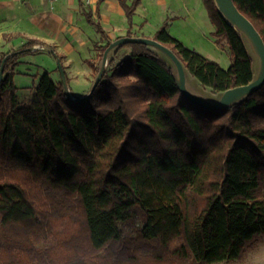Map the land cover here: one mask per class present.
<instances>
[{
  "label": "trees",
  "instance_id": "1",
  "mask_svg": "<svg viewBox=\"0 0 264 264\" xmlns=\"http://www.w3.org/2000/svg\"><path fill=\"white\" fill-rule=\"evenodd\" d=\"M142 1L120 0L127 35ZM204 1L213 35L228 41V68L184 45L167 21L153 38L215 93L249 83L240 33ZM235 3L264 38V0ZM87 16L108 40L103 54L110 38ZM37 44L49 43L26 37L3 55L0 264H216L255 248L264 235V86L241 104L204 108L154 51L129 43L91 97L71 100L45 72L24 105L15 70Z\"/></svg>",
  "mask_w": 264,
  "mask_h": 264
},
{
  "label": "rangeland",
  "instance_id": "2",
  "mask_svg": "<svg viewBox=\"0 0 264 264\" xmlns=\"http://www.w3.org/2000/svg\"><path fill=\"white\" fill-rule=\"evenodd\" d=\"M168 1L170 4H178L180 6L184 3H181V0ZM50 3L53 6L51 17L54 13L64 14V8H66V11L70 13V16L66 18V22L84 31L86 36L84 38L88 39L76 60H71L72 62L68 61L70 63L67 65L70 69L72 79V82H69L71 88L77 94H84L89 90L91 83L98 73L95 67H92L86 60H84V57L91 56L94 64L99 68L103 57L102 47L108 42L107 38L98 31L97 26L92 23L87 16L89 12H92L94 18L97 19L99 17V11L97 10L98 2H96L94 6H91L82 0H53V2ZM187 3L189 6L192 5L196 7L195 11L188 15L184 14L181 17L176 18L168 11H164L160 6H156L155 2L152 0H143V3L139 6L135 19L139 23L143 20H148L146 26L142 30H140V25H137L135 29L132 27V34L153 37V32L156 29H159L161 25L167 21L169 23L168 31L170 34L179 38L187 47L194 49L200 47L203 51H206V49L211 50L213 56L215 55L221 58V63L218 62L223 65V67L227 68L231 63L232 58L227 39L220 38L218 41V43H221L223 40L225 41V44L222 45L224 48L221 46L218 48V44L215 45L211 41H208L207 39L212 35L207 31V27L200 22L203 21L205 16V13H201V0H187ZM112 24H114V31L112 32L113 38L110 40L127 35V32L130 29L125 15L123 18L114 17L112 23H109V25L112 26ZM95 34L99 35L96 36ZM97 39L99 40L96 41ZM87 46L91 48L87 49ZM129 52L130 48H123L119 52L118 58L120 59L121 57L126 56ZM21 57L29 59L31 63L27 65L22 64L16 68L14 81L20 91L18 94L21 104L30 105L36 96V86L40 77L45 72H50L55 81H59L61 76L58 69L57 59L53 53L41 50L23 54ZM72 63L75 64L73 65ZM2 233L3 228L0 221V242L2 241ZM216 264H264V235L259 239L255 248L248 251L242 260L225 261Z\"/></svg>",
  "mask_w": 264,
  "mask_h": 264
},
{
  "label": "crops",
  "instance_id": "3",
  "mask_svg": "<svg viewBox=\"0 0 264 264\" xmlns=\"http://www.w3.org/2000/svg\"><path fill=\"white\" fill-rule=\"evenodd\" d=\"M95 1L93 4H91V6L95 5ZM152 1L155 2L156 6H160L164 11H168L176 18H179L184 14L188 15L195 11L196 8L192 5L189 6L187 0H181V3L184 2L182 6L178 4H170L168 0ZM50 2H53V0H0V65L3 60V55L21 47L26 42V37L40 38L54 46L56 51L62 56L61 59L65 68L67 67L68 63H70L68 61L76 60L78 54L82 52L86 42L88 41L87 38H84L86 37L85 32L66 22V18L70 16V13L66 11V8H64V14L54 13V15L51 17L53 6ZM201 2V13H205V16L203 21L200 22L205 27H207V31H209L212 35L209 36V39L207 40L211 41L215 45L218 44V48H220V46L223 47L222 45L225 44V41L223 40L221 43H218L217 37L213 36L216 26L210 19L208 10L205 6V1L201 0ZM97 10L99 11V17L97 18L98 21H100L102 26L107 31L108 37L112 39L114 24L110 26L109 23H112L114 17L123 18L125 15V12L120 4V0H103L100 4H98ZM138 10L139 7L137 8L134 16L133 29H135L137 25H140V30H142L146 26L148 19L143 20L140 23L137 22L135 18ZM157 30L158 29H156L153 34H155ZM6 35L9 36L6 37ZM95 35L98 36L99 34ZM98 40L99 39L96 41ZM89 48L91 47L87 46V49ZM194 50L221 63V58L215 55L213 56L211 50L209 49L203 51V49L198 47ZM88 58H91V56H85L84 60ZM232 60L233 58H231V63ZM30 63L31 61L29 59L21 57L18 66L22 64L27 65ZM66 72L68 78L70 79L69 82H72L69 67L66 68ZM19 92L20 91L18 89V93Z\"/></svg>",
  "mask_w": 264,
  "mask_h": 264
},
{
  "label": "water",
  "instance_id": "4",
  "mask_svg": "<svg viewBox=\"0 0 264 264\" xmlns=\"http://www.w3.org/2000/svg\"><path fill=\"white\" fill-rule=\"evenodd\" d=\"M215 3L225 20L240 33L252 58L254 72L253 79L249 83L216 93L204 87L200 80L192 75L183 60L171 47L149 36L124 35L110 40L103 53L98 73L89 90L84 94H77L71 88L66 68L52 45L37 44L26 49L30 51L44 50L53 53L57 59L61 80L68 98L82 100L93 95L96 87L111 68L112 61L120 62L117 53L121 47L129 43H142L147 45L172 68L178 86L189 99L204 108L224 110L236 104H241L251 94L264 86V38L255 24L239 9L235 0H215ZM5 61L6 58L2 60L0 65V83L4 75Z\"/></svg>",
  "mask_w": 264,
  "mask_h": 264
},
{
  "label": "built area",
  "instance_id": "5",
  "mask_svg": "<svg viewBox=\"0 0 264 264\" xmlns=\"http://www.w3.org/2000/svg\"><path fill=\"white\" fill-rule=\"evenodd\" d=\"M82 1H84V2H86L87 4H93L94 3V1L95 0H82ZM95 2H97V0L95 1Z\"/></svg>",
  "mask_w": 264,
  "mask_h": 264
}]
</instances>
